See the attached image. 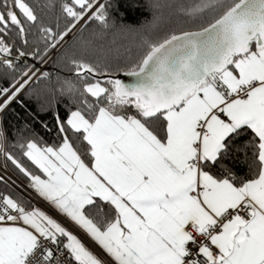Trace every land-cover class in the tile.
I'll list each match as a JSON object with an SVG mask.
<instances>
[{"label": "snow or ice", "instance_id": "6c2138e0", "mask_svg": "<svg viewBox=\"0 0 264 264\" xmlns=\"http://www.w3.org/2000/svg\"><path fill=\"white\" fill-rule=\"evenodd\" d=\"M173 7L0 0V264H264V0Z\"/></svg>", "mask_w": 264, "mask_h": 264}, {"label": "trees", "instance_id": "16d2710c", "mask_svg": "<svg viewBox=\"0 0 264 264\" xmlns=\"http://www.w3.org/2000/svg\"><path fill=\"white\" fill-rule=\"evenodd\" d=\"M41 2H44V0H41ZM139 2L141 4H146L149 2V0H139ZM151 2L159 3L161 5L164 4L174 5L172 9L164 8L161 10L160 13H157L160 19L158 21L157 27L154 29L156 34L163 35L172 30L179 31L181 28H190L195 26L192 23H190V17L186 16L181 11V8L189 7L195 3L200 2V0H151ZM152 19H153L152 11L146 8L143 10L138 9L137 11L130 12L128 14V22L130 23L136 21L140 23H146V22H151ZM53 22H54V16H53ZM83 39L86 41L95 40V37L91 35L90 31H86L83 34ZM103 43L106 46H110L113 49L114 53H119L120 55H127L129 53L135 54L140 46L141 38L135 34L114 35L112 33H108L105 39L103 40ZM44 71L50 73L51 76L50 80L43 79L40 80L39 82H35L34 79L32 83V88L34 92L41 96L47 95L50 89L56 86L57 75H67L66 72H62L61 65L58 63L56 55L52 57V59L49 61V63L45 66V68L41 72ZM31 103L33 107L36 106L35 97H33ZM59 107L62 112L63 103H61ZM13 108L16 110V112H19L18 105H13ZM6 120L9 123H16L15 113L10 111L8 116L6 117Z\"/></svg>", "mask_w": 264, "mask_h": 264}, {"label": "built area", "instance_id": "2783aa9c", "mask_svg": "<svg viewBox=\"0 0 264 264\" xmlns=\"http://www.w3.org/2000/svg\"><path fill=\"white\" fill-rule=\"evenodd\" d=\"M55 55H56V54H53L52 57L55 56ZM51 59H52V58H51ZM51 59H50V60H51ZM50 60H49V61H50ZM49 61H48L47 63H44V64H37V68L40 69V72L45 68V66L49 63ZM38 73H39V72H38ZM0 170H2V165H0Z\"/></svg>", "mask_w": 264, "mask_h": 264}, {"label": "rangeland", "instance_id": "374dc122", "mask_svg": "<svg viewBox=\"0 0 264 264\" xmlns=\"http://www.w3.org/2000/svg\"><path fill=\"white\" fill-rule=\"evenodd\" d=\"M40 73H37V75L39 76ZM35 79V78H34ZM0 165H2V161H0Z\"/></svg>", "mask_w": 264, "mask_h": 264}]
</instances>
